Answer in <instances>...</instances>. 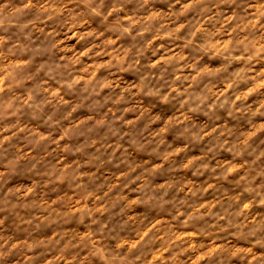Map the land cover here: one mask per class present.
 <instances>
[{"label": "clouds", "instance_id": "clouds-1", "mask_svg": "<svg viewBox=\"0 0 264 264\" xmlns=\"http://www.w3.org/2000/svg\"><path fill=\"white\" fill-rule=\"evenodd\" d=\"M0 264H264V0H0Z\"/></svg>", "mask_w": 264, "mask_h": 264}]
</instances>
